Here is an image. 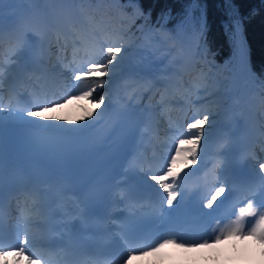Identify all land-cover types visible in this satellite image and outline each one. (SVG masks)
Returning a JSON list of instances; mask_svg holds the SVG:
<instances>
[{
	"label": "snow or ice",
	"instance_id": "6c2138e0",
	"mask_svg": "<svg viewBox=\"0 0 264 264\" xmlns=\"http://www.w3.org/2000/svg\"><path fill=\"white\" fill-rule=\"evenodd\" d=\"M71 44L73 62L78 56L82 58L79 67L71 68V80L68 81V85L76 94L69 93L61 96L58 101L52 100L33 105L35 110L32 111L9 108L7 111L10 116L20 122L35 124L40 128L59 124L78 127L81 122H91L94 117H99L103 110L109 107L108 94L106 92L97 94V90L105 89L108 86L109 79L115 75V68L121 63L122 53L126 51V48L118 41L106 39L96 31L75 35ZM72 101L87 102L78 105L81 112L75 120H70L66 115L55 114L58 109ZM5 111L0 106V120H3ZM44 113H51V115H44ZM208 124V114H200L199 118L194 116L192 122L187 123L186 129L173 138L169 152L164 157V163L158 169V174H145L144 176L145 183L154 182L153 186L158 189L163 197V202L169 209L182 195L180 182L187 174V170H191L201 163L204 151L203 142L206 139L205 127ZM253 159L258 165V168H253L260 182L258 188L252 190L250 187L249 191L232 205V210L229 213L221 215L216 220L215 227L210 232L198 240L187 242L183 241V237L175 229L168 228L166 236L157 239L154 245L146 244L144 248L133 247L134 244L140 243L141 238L131 235L124 241L126 250L123 255H116L113 259L123 260V264H129V261L136 257H157L156 260L162 261L163 257L168 255L166 252L168 247L183 249L185 252L194 248L212 249L215 250V255L212 258L217 259L219 249L216 245L224 240L238 241L250 236L257 243H264V162ZM226 193H232L233 196L240 195L225 175H217L211 190L205 197L206 203L203 204V207L213 209ZM229 216L234 219L229 221ZM28 224L29 221L25 218L23 223L16 228L14 235L9 237L7 243H5L3 231L0 229V261L3 264H9L7 257L10 252L14 254L16 264H21V261L23 264H42L44 261V255L34 250L36 236L31 232Z\"/></svg>",
	"mask_w": 264,
	"mask_h": 264
},
{
	"label": "bare ground",
	"instance_id": "6f19581e",
	"mask_svg": "<svg viewBox=\"0 0 264 264\" xmlns=\"http://www.w3.org/2000/svg\"><path fill=\"white\" fill-rule=\"evenodd\" d=\"M6 2V6H2L0 8V30L4 29L6 27V31L8 28L11 29L12 32L15 33L16 36L10 37L8 36V40L6 42H0V73L2 75L5 74V71L8 69L9 66V58L13 55V53L23 45L26 44L28 35L32 34L35 35V45L39 47L40 54L42 55V63H45V61L49 62L51 58L57 53L60 55L62 60L64 61V64L67 67V74H71V68L73 67H79L82 58L77 57L76 61L73 62V47L71 44L69 46L65 45H58L57 41L60 38L65 39L67 37L66 33H50L48 30H45V32H41L36 30L34 26L29 25L27 28L31 29V32H27L25 38H22L21 31L17 29L18 23L22 19V12L25 10V7L23 4H20L21 1L12 0V2H16L17 4H13L12 6H9V3L11 0H0ZM36 32V33H35ZM8 33V31H7ZM55 39V37H57ZM56 44V45H55ZM177 46L174 48V50H170L167 52V47L163 46L159 49L158 53L154 56H150L149 58L140 59L138 61H132V63L129 65V67L122 71L125 73V81L123 83V86H127L123 93L119 96L123 98V95L131 92V94H135L134 90H139L136 98L139 97V101H144L146 104V108L141 109L144 110L147 115L146 117L151 121V124H153L155 129L157 130L156 134H150L149 138L150 140H158L163 136L161 132L162 126L168 122V118L171 117V121L173 120V116L179 115L180 122L177 124V127L179 128V132H182L184 129H186V119L187 117H191L192 119L196 114L192 115L191 111L196 110L195 106L191 104L189 101L190 96L193 95V82H192V72H193V66H192V60H193V52H191L190 47L184 43H177ZM18 57V56H17ZM139 59V58H138ZM65 72L58 73L56 75V78L58 79V83L56 81H51V79L48 77L47 73H44L40 75L37 78L36 82V92L35 98L33 99L32 103L33 105L39 104L42 100L43 102H46V95H49L50 101L52 99H55L57 95L61 94V92L65 91L67 88V76L65 75ZM0 75V89H2V81ZM61 86L63 88H61ZM145 87V88H144ZM144 88V89H141ZM40 91V92H39ZM106 92L109 95H111L113 92L108 91L105 89L103 91ZM8 94L3 93L1 97H3L4 101L9 102L7 98ZM141 96L143 97V100H141ZM177 97V98H176ZM161 101V105L159 106L160 112L162 113V118L160 120H157L156 112L158 111L154 108L153 104L157 101ZM183 100L184 105L183 107H180L179 110L173 104L174 101ZM83 104L87 103L86 101H81ZM109 102H111L109 100ZM78 103V102H76ZM205 103L199 104V106L204 107ZM77 107V105H76ZM76 107L74 109L69 110L68 114L71 118L70 120H75L76 117L80 114L81 111L77 110ZM132 106L129 105V108ZM150 111V112H149ZM44 115H47V113H44ZM213 115L209 117V121L213 119ZM102 120V116L94 117L91 122L84 121L81 122V124L78 127L75 126H65L62 124H59L57 126L63 127L66 129L71 130L72 132H80L87 129H91L92 127L96 126L100 121ZM249 120L246 122L248 123ZM161 124V125H159ZM250 123H248L249 125ZM159 125V126H158ZM256 126V124H254ZM226 130L222 129L218 131L217 137L214 139V141L218 140L221 141L222 134ZM244 132V131H243ZM248 131L247 128H245V137L247 135ZM248 136V135H247ZM159 144V141H155ZM212 141L210 138H208L204 142V150L207 149L209 153L207 154L206 160L204 159V156L202 154L201 163H199L197 166H194L193 169H198L199 167H203L205 170V173L207 172V167H211V165L208 163V155L213 153L212 150L215 149V146L212 145ZM264 146V136L261 134V132H258L257 136L255 137L254 142H248L246 140H240L239 138L236 139V142L231 145L230 149L235 150V152L232 154L233 157L235 155H242L241 158L245 157H253L257 158L254 155V152L256 149L260 148V146ZM227 150V151H230ZM237 149H240V152L237 151ZM98 150V148H97ZM224 154H221V157L223 158ZM254 161L252 159L246 164V169L249 171V173L253 172L254 168ZM151 162L146 163L145 166H149ZM164 161L162 159H158L156 161V165L154 167H150L149 170L155 171L162 165ZM236 165L233 161L232 163H226V165ZM241 164V163H238ZM123 165H125V169L123 171V175L121 176L122 180H127V178L135 177L138 180L142 181L144 184L148 186H152L153 192L157 193V202H160V204L163 202V197L160 195L158 189L154 187V182L151 184L144 182V176L141 175L136 169H138L139 162L136 159H130L126 163L124 162ZM242 165V164H241ZM191 169V170H193ZM188 171V170H187ZM258 179L254 178L252 180V187L258 185ZM182 182V181H181ZM180 182V183H181ZM182 186V185H181ZM204 203H206V200H204ZM164 207H167L165 204ZM200 209V208H199ZM36 214V211L33 207H29L22 210H16V217L20 218V225L23 223L24 219L27 218L29 221L28 227L30 228L31 232L34 233V227L32 223L33 215ZM227 222V221H226ZM18 226L15 224L11 225V229L13 233H15V230ZM245 240V239H243ZM238 240V241H243ZM237 240H231L229 243V247L232 251L236 250V247L238 245ZM221 243V242H220ZM216 245L217 248H219V244ZM35 250V249H34ZM167 250V249H166ZM37 251V250H35ZM173 251L180 254L179 259L186 260L189 255L196 254L192 253L191 250L188 252H185L183 249H173ZM39 252V251H38ZM168 255L163 257V260L159 262V264H164V260L168 259L171 256V252L167 250ZM201 257L199 258V261H201V264H203L204 261L213 260L214 262L217 259H213L212 257L215 255V250H203L200 252ZM220 255V252H219ZM218 255V256H219ZM226 259H232L233 257L227 256ZM9 264H16L15 256L13 253H9L7 257ZM157 257H136L132 260L133 264H153V261L156 260ZM152 261V262H150ZM21 264L23 262L21 261ZM193 264H195V261H193Z\"/></svg>",
	"mask_w": 264,
	"mask_h": 264
},
{
	"label": "trees",
	"instance_id": "16d2710c",
	"mask_svg": "<svg viewBox=\"0 0 264 264\" xmlns=\"http://www.w3.org/2000/svg\"><path fill=\"white\" fill-rule=\"evenodd\" d=\"M58 1L34 0V5L40 11L51 5L56 13L80 15L88 25L91 20L113 23L116 31L130 34L131 43L157 39L159 32L195 36L197 48L207 58L200 70L219 83L211 85L212 92L221 85L234 87L232 72L244 47L253 83L264 91V0H131V5L128 0H64L60 5ZM110 1L117 6L115 17ZM243 97L237 96L239 104L246 101Z\"/></svg>",
	"mask_w": 264,
	"mask_h": 264
},
{
	"label": "rangeland",
	"instance_id": "374dc122",
	"mask_svg": "<svg viewBox=\"0 0 264 264\" xmlns=\"http://www.w3.org/2000/svg\"><path fill=\"white\" fill-rule=\"evenodd\" d=\"M17 1H21V0H17ZM132 3L133 2L131 0H128L129 5H131ZM13 4L15 5L16 3H15V1L12 2V0H11L10 6ZM20 4H23L26 8L25 11L23 12V16H22L21 21L17 25V29L21 31L22 38H25V35L27 34V32L30 31V29L27 28V26H29V25L34 26V28H36L38 31H41V30L45 31L44 29L47 26V19L46 18L52 17L51 14L49 13V11L46 10L44 13H39V14L34 13L32 11V8H31V0H22V2H20ZM3 5H5V2L1 1L0 8ZM95 26H96V30H98V33L100 34V32L104 30L105 23L99 24V25L96 23ZM60 28H61V31L64 32L65 29L62 27H60ZM102 36H104L106 39H109V40H116L126 48V51L124 53H122L121 63L116 66L115 72L125 71V70H123V66L126 65L128 68L129 65L132 63V61H138L140 59H145V58H149L150 56L156 55V53H158L159 49L163 46L167 47V52H168L170 50L171 51L174 50V48L177 46L176 44L181 42V43L188 45L190 47L191 52H193V55H194V50H195L194 48L196 45L195 36L181 37L178 34V35H174L175 37H171L168 33H164V32H159L157 39H153L150 37L142 43L139 42V43L132 44L130 41V34H126V35L124 34L123 35L121 32L118 33L111 25L108 26V28L104 31V34H102ZM59 39L60 40H58V42H57L58 45L60 43H62L60 37H59ZM66 40H68L70 42L69 43V45H70L71 39H70V35L68 32H67V38L65 39V42H66ZM71 46H72V44H71ZM16 57H17V51H15L13 53V55L11 56V58H9V60H8L9 65L14 63V60ZM48 69L50 70L48 77L51 79V81H56L58 83V79L56 78V75L58 73H62L64 71H66L65 75L67 76V83H66L67 88H66V90L61 92V94L57 95V97L55 99H52V100L58 101L61 96L67 95L69 93H71L73 95L76 94V92L71 88V86L68 85V81L71 80V74H69V75L67 74L68 69H67L66 65L64 64V61L62 60V58L60 57V55L58 53H57V55L53 56L51 58V60L49 61ZM5 73H9V68L5 71ZM245 80H246V76L243 74V76L241 78V81L243 82L241 84V88H244ZM193 81H195V82H193ZM193 81H192L194 83L192 86L193 95L190 96L189 101L191 102L192 105L195 106L196 110L191 111L192 115L196 114V116L198 118H199L200 114H208L209 117L211 115H213V117H214L213 119H211L209 121V124L206 125V127H205V136H206L205 141L208 139L209 132L211 131V129L215 123L220 122L221 124L224 125V129L226 130L222 134V137H223L221 139L222 141L220 142L217 140L219 142V145L215 146V149H216L215 153L220 154L223 152L224 156L221 160H219V162L213 168L215 177L217 175H224L225 162H227V163L230 162L229 159L232 157V154L235 152V150L230 149L231 146H229V138H235V139L239 138L240 140H246L248 142H254L255 137L257 136L259 129H260V132L264 135V121L261 120V118L258 116L257 111L254 108V105L252 107V105L249 106L248 104H245L246 106L242 105L241 107H239V109L231 107L227 104L225 106L220 105L216 99L215 94H212L210 92V88H211L209 86L210 82H207L203 79H200L199 75L196 71V68H195V72L193 73ZM61 88H63V87L61 86ZM144 88H141V89H144ZM105 89H102V90L98 89L97 94H103L104 93L103 91ZM221 90L223 91L225 97L228 98L229 93H230V89L227 87V88H223ZM97 94H94V95H97ZM76 102H78V103H76ZM177 102H179V100L178 101L175 100L173 102V104L176 105ZM201 103H205L204 107L199 106V104H201ZM41 104H43V103H41ZM80 104H83V103L81 101H72L71 103L64 105L63 108L58 109L55 114L61 115V116L66 115L69 118H71L70 115L68 114V111L69 110L72 111V109H74L76 107V105H77L76 109L81 111V108L78 106ZM159 104H161V103L159 101H156L153 104V106L156 110H158L157 116L159 117V119H162V116H161L162 113L160 112ZM32 109H31V111H32ZM249 113L255 117V122L259 123V128L254 130V131L251 130L250 124L248 125L246 123L248 121L247 117L249 118V116H250ZM47 115H51V113H47ZM170 119H171V117L168 118V120H167L168 122H166L161 128V132H162L164 137H162V139L159 140V144L155 145V151L152 153V155L150 157V162H151V163H149L150 165L148 167H146L145 169L138 171L141 175L158 174L159 168L156 169L155 171H152V170L149 171V168L154 167L156 165V161L159 158L164 161V157L168 154L169 148L172 145L173 138L176 137L180 133L179 128L177 127V124L180 122V117L174 116V119L172 121ZM190 122H192V116L187 117V119H186V123H190ZM250 122H251V120L249 118L248 123H250ZM245 128H247V131H248V133H247L248 136L246 135V137L244 136L245 135ZM212 140L213 139H211V141ZM214 142H216V141H214ZM229 149H230V151H227ZM237 151L240 152V149H237ZM207 153H208L207 149L203 151L204 158L206 157ZM254 155H255V157H257V158H255V160H259V162H264V148L262 146H260V148L256 149V151L254 152ZM251 159H252V161H254L253 157H247L242 162L247 164ZM253 163H254V167L258 168V165L255 164V161ZM167 250H166V252H167ZM196 250H197V252H196V254L192 255V258L199 260V258L201 257V255H200L201 251L211 250V249L203 248V249H196Z\"/></svg>",
	"mask_w": 264,
	"mask_h": 264
},
{
	"label": "clouds",
	"instance_id": "9594fccd",
	"mask_svg": "<svg viewBox=\"0 0 264 264\" xmlns=\"http://www.w3.org/2000/svg\"><path fill=\"white\" fill-rule=\"evenodd\" d=\"M231 239L224 240L219 246L220 255L217 260L204 261L203 264H264V243H257L252 237H247L243 241H238V245L235 251H232L228 246ZM171 252V256L164 260V264H201L198 259H193L190 255L186 260L179 259L180 254L173 251V247L167 248ZM251 250V251H250ZM192 253L196 252V249H191ZM231 256L232 259H226L225 257ZM160 260L153 261V264H159ZM0 264H3L0 261ZM129 264H133L132 260Z\"/></svg>",
	"mask_w": 264,
	"mask_h": 264
}]
</instances>
